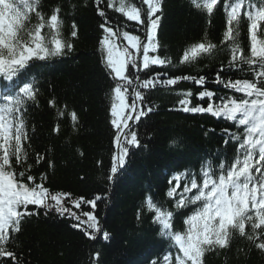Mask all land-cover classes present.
Masks as SVG:
<instances>
[{
	"label": "trees",
	"instance_id": "trees-1",
	"mask_svg": "<svg viewBox=\"0 0 264 264\" xmlns=\"http://www.w3.org/2000/svg\"><path fill=\"white\" fill-rule=\"evenodd\" d=\"M124 2L140 9L141 18L146 19L147 5L143 0ZM226 2L231 4L235 0H219L209 14L197 8L192 0H160L162 10L157 13L160 21L156 33L160 47L150 55H160L166 63L150 65L141 71V81L159 73L160 81L204 76L205 84L199 86L194 80L179 79L175 85L157 83L145 89L133 80L128 102L132 101L133 88L140 91L144 97L140 107L146 115L131 125L140 146H129L125 167L114 181L111 167L117 149L111 104L116 81L106 75V54L99 44L104 35L100 24L107 19L106 26L114 31H129L145 40L143 26L116 11L119 0H113V8L107 6L108 0H100L99 4L96 0H40L37 10L46 20L60 9L56 13L61 21L59 38L72 48L47 58L49 62L32 61L27 71V75L36 78V96L25 115L28 139L24 147L28 159L23 166L14 165V168L17 174L24 171L25 175H32L35 183L43 182L50 194L70 193V197L62 200V206L80 215L81 220L87 219L82 213L92 209L83 203L76 209L72 201L100 196L94 214L101 232L91 239L85 234L87 225L74 227L79 222L68 212L61 215L55 207L36 209L30 205L29 209L36 214L24 217L20 231L11 233L5 245L14 252L16 261L0 257V264H165L163 257L169 253L171 264H175L176 255L182 254L174 241L161 235L162 226L155 222V212L148 209L147 201L151 199L162 211H171L172 231L184 232V218L200 206L198 202L176 207L182 195L193 194L183 193L184 184L193 175L198 183L202 182L201 170L206 161L216 171L222 161L233 158L239 141L233 140L231 134L240 135L243 131L236 122L223 116L185 112L179 101L191 92L188 106L206 107L208 99L197 98L204 90L216 93L214 104L222 96L239 99L243 94L215 82L217 72L224 68L220 77L225 82L229 79L255 81L253 69L259 70L258 65L243 63L229 67L233 41L223 39L227 29ZM197 3L202 4L203 0ZM100 10L105 12V17L99 16ZM29 15L32 24L38 22L35 12ZM238 16L235 43L250 57L249 24L244 13ZM73 30L77 32L76 37L71 35ZM50 31L46 27L42 34ZM201 42L215 47L195 60L183 61L184 52ZM117 43L126 45L127 41L121 35ZM72 112L76 113L75 121L71 118ZM40 156L43 160L37 163ZM178 174L179 187L173 179ZM170 188H176L172 197L167 195ZM48 203L52 201L49 199ZM251 231V224H246V233ZM256 231L261 236L256 243L264 241V226ZM103 232L109 234L108 239L103 238ZM202 264H264V250L233 231L228 247L208 249Z\"/></svg>",
	"mask_w": 264,
	"mask_h": 264
},
{
	"label": "snow or ice",
	"instance_id": "snow-or-ice-1",
	"mask_svg": "<svg viewBox=\"0 0 264 264\" xmlns=\"http://www.w3.org/2000/svg\"><path fill=\"white\" fill-rule=\"evenodd\" d=\"M96 2L99 4L100 0ZM192 2L197 8H203L211 14L219 0H203L202 4L197 3V0ZM143 3L147 5L146 19L141 18L140 9L129 7L124 0H119L116 11L123 13L129 21H136L138 25H142L145 40L129 31L122 33L114 31L111 26H106L107 19L100 24L104 35L99 44L106 54L104 61V67L108 70L106 75L116 81L111 104V124L116 129L117 152L112 158V174L126 163L129 146H140L137 132L131 130L129 121L139 122L146 112L140 107L144 97L135 88H133L132 101L128 102L129 86L133 85V80L139 87L145 89L155 87L157 83L175 85L179 79L194 80L199 86L205 84L204 76L175 77L160 81L159 73L141 81L139 76L141 71L149 69L150 65L166 63V59L161 58L160 55H150L157 53L160 47L156 36L160 21L157 13L162 10L160 0H143ZM244 3L245 0L225 3L227 29L223 33V39L233 41L229 67L238 66V63L258 65V71L253 69L255 81L229 79L225 82L220 77V72L224 71L221 67L216 74L215 82L222 84L226 89H233L236 93L243 94L241 98L222 96L219 98V103L214 104L213 98L216 93L204 90L197 94V98L200 100L207 98L209 102L206 107L203 105L189 107L191 101L188 97L192 95L191 92H187L185 98L179 101L185 112L223 116L236 122L237 126H242L243 131L240 135L231 134L233 140L239 141L238 154L231 163L224 161L220 163L218 175L213 170L211 162L206 161V166H202L201 170L202 182L198 183L196 176L193 175L184 184L183 193L193 194L182 195L176 202V207L200 203L199 207L184 218L183 223L186 225L184 232L172 231L171 211H162L151 199L147 201L148 209L155 212V222L162 226L161 235L174 241V245L178 246L179 253L182 254L176 255L175 264H188V262L202 264V257L208 249L228 247L233 231H237L241 237L246 236L256 248L264 250V241L256 243L261 239L256 230L264 226V0L259 7L250 4L249 7L255 10L246 12V18L250 21L248 25L250 57L239 50L234 38L235 26L239 23L238 14ZM39 4L40 0H0V78L3 81L0 82V89L3 90L0 92V101H3L0 103V257H7L13 261H16L15 254L7 250L5 245L11 233L20 231L24 217L36 214L29 209L30 205L35 206L36 209L55 207L61 215L68 212L79 222L74 224V227L87 225L85 234L91 239H95L96 233L101 232L94 214L100 196L93 200L80 197L72 201L76 209H80L82 203L92 209L83 212L82 215L87 219L81 220L80 215L62 206V200L70 197V193L50 194L43 182L35 183L32 175H25L24 171L17 174L14 168V165L23 166L28 159V152L24 147V141L28 136L22 109L26 100L35 97L36 78L34 76L26 78V71L31 67L30 62L62 55L65 48L68 50L72 48L71 44H65L59 38L61 21L56 13L60 9L57 8L46 20L37 10ZM107 6L113 8V0H108ZM32 12H35L38 21L35 24L31 23L32 18L29 14ZM99 16L105 17V12L100 10ZM46 27L51 31L42 34V30ZM73 28L75 29V25ZM71 35L76 37L77 32L73 30ZM121 35L123 40L127 41L126 45L117 43ZM214 47L215 45L211 43L193 44L184 52L183 61L195 60L201 53H210ZM13 92L15 94H11ZM54 103L50 101V104L54 105ZM71 118L73 121L77 119L75 112H72ZM257 153L258 159H256ZM41 160H43L42 156L38 157L36 162L39 163ZM28 167L30 168L31 165ZM40 179L43 181L45 177L42 176ZM173 179L177 181L179 187V174ZM169 183L172 181L170 180ZM175 192L176 188H170L167 195L172 197ZM49 199L52 201L51 204L48 203ZM248 223L251 224L250 233H246ZM88 229L92 231L88 232ZM108 237L109 234L103 232V238L108 239ZM163 259L165 264H171L170 253Z\"/></svg>",
	"mask_w": 264,
	"mask_h": 264
},
{
	"label": "water",
	"instance_id": "water-1",
	"mask_svg": "<svg viewBox=\"0 0 264 264\" xmlns=\"http://www.w3.org/2000/svg\"><path fill=\"white\" fill-rule=\"evenodd\" d=\"M133 121H129V124H131ZM123 169V167L122 168H118V171H117V174H116V176L118 175V173L121 171Z\"/></svg>",
	"mask_w": 264,
	"mask_h": 264
},
{
	"label": "bare ground",
	"instance_id": "bare-ground-1",
	"mask_svg": "<svg viewBox=\"0 0 264 264\" xmlns=\"http://www.w3.org/2000/svg\"><path fill=\"white\" fill-rule=\"evenodd\" d=\"M114 178H116V176H114Z\"/></svg>",
	"mask_w": 264,
	"mask_h": 264
}]
</instances>
